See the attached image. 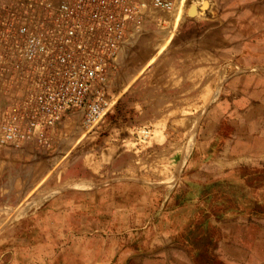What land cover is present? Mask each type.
<instances>
[{"label":"crops","instance_id":"0c3cea01","mask_svg":"<svg viewBox=\"0 0 264 264\" xmlns=\"http://www.w3.org/2000/svg\"><path fill=\"white\" fill-rule=\"evenodd\" d=\"M171 1L126 36L110 81L127 89L131 117L76 179L50 148L0 145V264H199V213L264 203V86L241 84L264 83L260 26L247 32L245 0ZM130 124L151 133L140 141Z\"/></svg>","mask_w":264,"mask_h":264},{"label":"built area","instance_id":"2783aa9c","mask_svg":"<svg viewBox=\"0 0 264 264\" xmlns=\"http://www.w3.org/2000/svg\"><path fill=\"white\" fill-rule=\"evenodd\" d=\"M171 0H0V145L46 146L81 111L99 122L127 35ZM140 141L150 134L138 131Z\"/></svg>","mask_w":264,"mask_h":264},{"label":"rangeland","instance_id":"374dc122","mask_svg":"<svg viewBox=\"0 0 264 264\" xmlns=\"http://www.w3.org/2000/svg\"><path fill=\"white\" fill-rule=\"evenodd\" d=\"M242 12L240 16H243L242 19L249 26L247 32L250 29L253 30V23L260 26V32H262L261 50L264 53V0H245ZM245 42L249 43L251 41L245 40ZM247 46H250V44ZM262 56L264 58V54ZM262 61L264 66V60ZM111 76L107 86L109 109L104 117L96 124L87 126L83 122L81 113L70 115L63 120L60 126H57L52 133V140L44 146V148L52 149L55 157L54 167L59 174L63 170L65 175H70V177L76 179V174L87 163L84 162L85 159L88 156L93 157L95 155V150L99 148L96 145L109 143L114 134L126 131L124 125L129 121L133 111V107L129 104L131 97L128 96L127 89L118 86L116 82L111 83ZM241 84L245 89L251 88V90L257 84L264 86V83L254 81V78H248L246 82ZM127 96L129 100H127ZM214 108V115L208 123V133L217 127L222 117V109L220 107ZM245 114L252 117L248 113ZM241 115V113H236L233 117L241 118ZM130 125V128H136V131L147 128L151 133L149 127H133L132 124ZM261 126L264 127L263 124ZM259 127L260 125L248 127L246 124V128L249 130ZM103 136L106 138L105 141ZM100 138H102V142H100ZM80 145L83 151L79 154ZM256 200H258L257 197ZM196 223V230L193 231L194 229H192L189 234L192 236L194 233L198 234V240L190 239V245L202 248V251L200 250L196 255L199 264H264L263 200L261 206H254V212L249 211L244 215L236 214L224 219L210 217L207 220L203 214L199 213ZM179 244L181 243L179 242ZM189 254L191 255V253L185 251L183 253L188 260L190 259ZM181 255L180 253L173 254V261H177ZM173 256L171 255L170 258L172 259Z\"/></svg>","mask_w":264,"mask_h":264}]
</instances>
